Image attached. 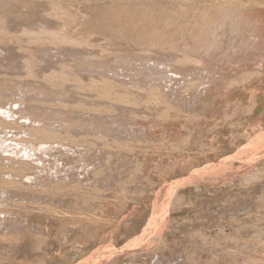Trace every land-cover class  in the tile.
Returning <instances> with one entry per match:
<instances>
[{
  "label": "rangeland",
  "instance_id": "obj_1",
  "mask_svg": "<svg viewBox=\"0 0 264 264\" xmlns=\"http://www.w3.org/2000/svg\"><path fill=\"white\" fill-rule=\"evenodd\" d=\"M48 1H50L52 5L54 1L55 3L60 2V5H63L61 7L66 8L64 14L68 13L66 16H69L70 19H72V17H70L72 10L78 6V0H76L77 2L75 0ZM79 1H82V5L91 2L90 4H94L95 6L110 2H118L119 4L126 3L125 8L143 5V7H150L162 12V8H158L161 7L160 5H162V3H179L173 0ZM259 1L260 3H258L260 5L262 4V7L259 6L258 3V6L252 5L251 7H243L238 4L236 6L228 5L234 12L232 13L229 7H226V9L228 8L230 10V14L232 13L231 18L234 16L236 17L234 19L237 20V23L241 22L239 25L237 24L238 27L237 25H231L229 27V29L237 27L234 29L235 34L232 29H228V31L227 29H223L221 31L220 28H217L219 30H216L220 31L219 33L216 32L218 37L215 31L212 33L216 36H214V34L212 36L210 35L211 41L228 43L229 45H231L230 43L232 42L234 43H232L233 46H227L228 44H225V46L222 44L220 46L222 49L217 50L219 55L221 53L227 54L232 60V64L239 63L237 58L239 54L238 49L244 48L242 47L243 44L240 42L244 43L245 41V43L249 44V40H246L243 38V35H241V31L246 22L254 23L256 20H259L261 16L262 28L264 29V3L262 0ZM147 3L150 5H147ZM207 3L209 4L211 2L209 1ZM203 4L202 1L200 5ZM213 8H215V10L218 9L215 6H213ZM122 9H120V11H122ZM157 10L155 11L157 12ZM65 18V22H67L68 17ZM156 18L158 20L163 19V21L167 19L165 16L158 15ZM74 19H76V24L79 23V26L75 27V24H73L74 22L69 20L75 28L70 24L69 28L67 27V31L71 37L74 35V37L77 38L78 35L74 33L77 31L78 34L80 32L84 33L85 30L81 27V23H83L82 18L74 17ZM13 27V25H8L6 28L13 29ZM3 28L4 27L1 28L0 26L1 30ZM3 31H5V28ZM3 31H1L0 34ZM235 31H239L240 33H236ZM228 32H230V35ZM231 33L234 38L231 37ZM261 33L263 35V40L261 41L262 57L260 55V58H263L262 60L264 61V30ZM69 34H67V37L70 36ZM233 34L237 36V39ZM9 36L13 37L12 35H8V37H5L4 34L0 35V48L6 50V48H4V46L6 47L7 45L6 41L9 43L14 40V43L12 42L10 44L11 46H8V50L19 55L22 54V60L20 59L19 63L20 66L26 56L31 54L34 47L38 45L31 43L30 38H27V36L26 39L25 36L21 38L23 35L18 34L14 35L13 38L10 37L11 39ZM2 37L4 39L6 38V40L2 41L4 40ZM220 37H222V40ZM223 37L225 39H223ZM7 38L9 39L7 40ZM128 38L127 36V39ZM226 38H228V41ZM15 39L18 40H16L17 43ZM232 39H235V41L240 44L238 43L237 45ZM49 40L50 38L47 39L46 45L53 46L51 45L52 43L50 44ZM27 43L31 44V47H27ZM69 43L71 44V42ZM105 43V47H112L110 46L112 44H107V41ZM57 44L55 43V47ZM68 44H65V46L70 45ZM128 44L134 45L133 41L130 39ZM20 45L22 47H20ZM32 45H34L33 48ZM63 45L64 44H59L58 46ZM165 45L169 47L167 43ZM19 47L22 49L20 50ZM27 48H29V51H24L27 50ZM25 52L26 54H24ZM206 55L209 56V52H207V54L200 52L197 55H191L197 59L198 63L193 64L194 68L201 70L200 67L206 68L205 66H208L209 57ZM257 58H259V56L251 55L246 56L245 59L240 61L244 64L242 69L254 71L255 75H250L248 80H252L256 76H264V66H251ZM26 62L27 61L20 67L17 66V72L8 69L10 70L9 73H15L9 76L13 84L12 88L15 90L14 93H12L13 96L10 93L11 91L7 92L8 95H0V98L4 100H7V98L9 99L5 101L6 103H2V105L6 106V109L0 110V118L14 125V128H21L19 131H22L19 135L14 133L18 132L17 129H12V132L8 130V134L0 133V138L6 139L4 142L0 141V156L6 159L15 158L14 154L18 152L26 159L25 161L31 162L37 166L38 162H40L38 161V157L28 159L25 152L30 151V149L27 148L25 150L26 147H24V144L19 140L20 138L37 139V137H27L26 133L28 134V132L25 130L29 125L49 127L48 124L51 123L53 125L52 128L74 130V132L86 130L88 133L86 134L87 136L81 137L82 140L85 138V141L79 140L80 135H72V137H78L76 143L81 145L78 147L79 150L73 148V151H69L68 146L64 147L59 144H53L50 150L53 154L51 158L44 156V160H47L45 162L47 165L56 166L58 164L60 168L63 167L64 169L69 166V163L75 162L78 156L80 157V155L88 153V155L86 154L88 158L92 155L90 153L93 152H97V154L101 155L100 157L102 159H100V161L96 160L97 166L95 170L91 171L92 169L90 167L89 173L86 172L83 176L81 175L80 179L72 177V179L70 178L67 180L59 178L56 181H50L45 175L37 179L33 194L36 196L37 200H39L38 209L41 214L39 217L29 216L32 205L29 208H16L11 206L9 210L12 209L9 212L6 211L8 214H3L7 217H17L19 221H22L24 224H30V221L34 223L33 221L36 220L40 227L34 224L37 229L33 230L31 227L30 230V228L25 226L20 233H9L6 239L1 237L3 234L0 228V264H6L7 262V244L12 245V247L8 246L7 249L11 251V255L14 258L16 253H20V245L30 241L31 238L37 239L39 244V264H264V124L260 122L257 125H251L254 127L244 130L241 135L242 144L233 146L231 149H224L218 145L205 144V142L202 146H190V137L184 142V144L188 146H176V144L173 145L172 143L175 142L173 139H178L177 136L174 133H167L165 131L164 124L166 123V117L171 112L173 115L175 113L173 111L174 109H178L177 107L180 108L179 111L182 109L180 104L182 103L181 105L183 106L187 103L184 97L191 98L189 100L191 102L193 101V97L195 98L200 92L204 94L205 88L208 87V83H205L207 79L204 78V76L201 78L198 77L201 80L195 77V79L187 77V79L182 80V82L188 83L190 81L189 84L181 82L176 85L171 83L172 89L168 92L172 94L175 93V97H173L174 95L171 96L168 92L162 91L163 93H157L159 96H151L152 98H150L149 95H154L156 92L147 95V91H145L144 95L141 93L143 96L140 98L139 95L141 94L136 92L137 96L134 95L132 98L131 95L130 99L134 100L135 103L138 99L141 100L137 102L138 104L131 103V106L128 105L129 107L126 104H122L121 106V103L117 104L119 102L114 100L115 103L113 106H115L113 108L119 112L111 108H109V112L108 110H104L108 108L104 107V109H101L100 103L104 104L106 100L99 97V95H90V98L84 102L90 103L89 106L100 104L98 109L102 111L100 112V110H97L96 112V110L91 108L92 106H90L89 111L87 110L89 108H86L89 106H86V109L82 107V109L73 107L75 103L83 101V98L80 96L81 90L77 91L76 84L70 83V85L67 83L61 85L59 83H52L54 84L52 85L47 82H45L47 84H44L43 77L41 76L46 73L45 67L43 68L37 63V65L35 63L32 65V63L27 64ZM31 66H34V68ZM31 69L33 70L31 71ZM29 72H33L32 74L39 77L38 81L40 84L37 85L32 80H28L26 82L28 84L24 83L25 80L29 79ZM190 79H192V81ZM193 81L196 83L198 82V85L192 83ZM173 85H176V89L173 88ZM180 85L182 86L179 87ZM206 85L207 87H205ZM242 85L248 87L253 85V82L245 81ZM15 86L21 87L23 91L26 92L16 95L15 92H17V88ZM56 86H58V89ZM187 86L188 88L186 89ZM261 86L264 87V83ZM152 87H154V84ZM177 88L179 89L177 90ZM29 89H32V91H29ZM180 89L182 90L179 91ZM55 90L64 93L68 90V93H66L67 95H53L59 93L57 91L55 92ZM164 93L166 94L165 96ZM181 95L184 96V99L180 97ZM68 97H70L69 99L73 98V100L69 103L71 104L70 108L65 110L66 113L54 114V111H52L50 107L59 103L58 101L62 100V98ZM153 97L163 98V101L161 100L162 102L160 103V99L157 98L155 102ZM130 99L127 102L128 104L129 101H131ZM181 99L183 102L179 101ZM177 100L180 103H178ZM9 101L10 103H8ZM93 101L96 102L94 103ZM167 104L170 105V108L166 106ZM174 104L178 105L175 107ZM125 106L127 107V111ZM56 109H60V107ZM133 110L137 111L138 116L136 113H133ZM29 112L34 118L32 123L25 119V115ZM121 112L125 114L124 117ZM8 113L12 116L8 115ZM49 114L51 116H46ZM109 114L112 117L114 116V120L117 118L118 124L121 125L122 128L125 126V129L129 126L126 120H129V118L136 119L140 114V116L145 115L144 119L146 121H144V123L147 122L146 127L153 130L151 132H144L138 129L135 130L142 134V137L139 136L140 138H138L140 142H138L139 144L137 143L136 147L135 142L137 141H132L134 139L129 140L131 143L133 142L132 144L130 142H125L128 140H121L117 143H115V141L113 143V140H111L110 143L108 142L111 147L109 146L107 150L105 148L107 146H105L104 142H101V140L99 142L96 140L95 142V140L92 139L98 138L88 135L90 130L100 124V122L91 123L89 121L98 120L102 122L104 120L98 117L108 118ZM118 114H120V116ZM131 114H133V116ZM61 118H65V120H60ZM123 119L125 120L123 121ZM144 119H140L141 121H137L136 119L134 123L135 126L133 127L138 128V125H140L139 122L141 123ZM119 122L124 123L120 124ZM146 141L150 143L147 144ZM64 143H67V140H64ZM27 147L35 148L36 146L29 144ZM81 147L83 148L81 149ZM66 151L72 153H68V156L65 155ZM75 151H77V153H75ZM56 160L58 162H56ZM101 160H104L103 164ZM5 163L8 165L13 164L11 160H6ZM51 163H55L56 165ZM15 166H17V164ZM69 167L64 170H68ZM81 170L82 169L79 171L81 172ZM34 171L37 172L38 169ZM95 171L98 173H95ZM77 180L78 182H75ZM185 180L186 182H184ZM182 182H184V185ZM178 185H181V188H179ZM176 186L177 189H175ZM172 188L176 190V193ZM47 193L50 200H46L48 197L45 196V194L47 195ZM167 193H173V195H167ZM171 196L172 198H169ZM158 201L160 202L158 203ZM64 212L67 213L68 216L60 215V213L63 214ZM80 213L85 214V216H80ZM156 215L159 217H156ZM153 216L156 218L153 219ZM152 225L155 226L153 227ZM161 232H163L162 236L160 235Z\"/></svg>",
  "mask_w": 264,
  "mask_h": 264
},
{
  "label": "bare ground",
  "instance_id": "obj_2",
  "mask_svg": "<svg viewBox=\"0 0 264 264\" xmlns=\"http://www.w3.org/2000/svg\"><path fill=\"white\" fill-rule=\"evenodd\" d=\"M22 1L32 2L30 4H34V3L38 4V3H44L45 0H0V26H1V28L2 27L5 28V31H3L4 28L2 30L0 29V32L3 31L1 34H4L5 37L6 36L8 37V35H12L13 37H14V35H17V34L18 35H23L21 38H24V36H25V39H26V36H27V38L28 37L30 38L31 43H34V44L38 45V46L35 45L36 47H34V45H32V48L34 47V50L32 51L31 54H29L27 52L29 55H27L26 58L24 59V61L21 62V63L23 64L25 61H27L26 62L27 64L28 63H32V65H33V63H35V64L37 63L40 66H42L43 68L45 67L46 73H45V75L42 74V76H41V77H43L44 84H47V83H51V84L52 83H54V84L55 83H59L61 85L67 84V83L76 84L77 91L81 90V92H80L81 94L80 93L79 94L83 98V101L75 103L73 105V107L80 108V109L83 108L84 109L86 106H89V104H90V103L84 102L85 100L90 98V95H99V97L104 98L106 100V101H104L105 102L104 104L100 103L101 107H102V108L101 107L100 108L101 109H104V107L108 108V109H104L106 111L108 110V112L110 111L109 108H111L112 110L115 109V108H113L115 106V105L113 106V104L115 103L114 100L119 102V103L116 102L117 104L121 103L120 104L121 106H122V104H126L128 106L131 103L132 104L135 103L134 100H132L130 98H131V95H132V98H133L134 95L137 96L136 92H139L140 94L142 93L143 95L145 94V91H147V93H146L147 95H149L150 93L152 94L153 92H156V93H154V95L153 94L149 95L150 98H152L151 96H157V95L159 96V94H157L158 92L171 91V89H172L171 83L177 85L178 83H181L182 80L187 79V77L188 78L189 77L192 78L193 73L191 72V70H192L191 68H194V66H193L194 63L195 64H198V63H197V59L195 57L191 56V55L199 54L202 51V49L208 50V51L204 52V53L207 54V52L212 50V48L214 49V45H216V44L218 45V42L216 43L213 40H212L213 43H216V44H212V46H213L212 48H211V45H209L210 44L209 42L211 41L210 38L214 34L212 32L213 31H215V33L216 32H218V33L220 32V31H217V30H219L217 28H220L221 31L223 29L224 30L227 29V31H228V29H229V27L231 25L235 26V25H237V24L239 25L241 23V22L237 23V20L234 19L236 17L233 16L231 18V16H232L231 14L234 13V12L232 11L233 9L231 7H229L228 5L236 6L238 4V5L243 6V7H246V6L251 7L252 5H257L258 2L260 3L259 0H173V1L179 2V3L178 4L162 3V5H160L161 7H158V8H162L163 12L162 11H158L157 9L150 8V7H146V6L143 7V5H139V6H135V7H128V8L126 7L125 9L123 8V10L119 12V15L117 13L118 16H116L117 19L115 18L116 19V24L115 25H117V23L119 25L117 26L116 29H114V26L111 28L110 24L108 25V26H110L109 28L102 29L101 26H102L103 21L99 22V23H101V26H100L99 24H97V22L96 23L94 22L95 24L94 23L93 24H89V22L92 23V21L90 20L88 22V24H87L88 31L84 32V33L80 32L78 34L77 33L78 29H77L76 30L77 32L76 33L73 32V33L77 34L79 37L76 35L77 38H75L74 35H72L73 37H71V35L67 31V27L69 28V26L71 24V26L73 28H75L76 26L74 27L72 25V23H70V22L72 21V22H74L73 24H76L77 23V22H75L76 19H74L73 14H72V16H70V17H72V19H70L69 16H66L68 13L64 14V12L66 11L65 10L66 8L61 7L63 5H61V6L58 5V3L60 4V2H58V3L56 2V4L58 5V6L57 5L55 6V7H57V8H55L56 11L54 10V6H53V8H52L53 10L51 9L52 10L51 12H50V9L48 8V10H49L48 12L47 11L46 12L43 11L44 13L43 12H41V13L37 12L40 15H37V14L36 15L35 14L29 15V17H31V16L32 17H37L38 16L37 18L41 19V20H39V23L37 21L39 26L36 23L38 29H34L33 28V27L36 28V26H34V24H35L34 22H33L34 24L32 23L33 27L32 26H30V27H21L22 29H20V30L18 29V31L16 29H15L16 30L15 31L14 28H13V30H9L10 28H6V27H8L7 15H5L6 14V10L8 8H10L9 11L11 9H13V11H14V9L18 8V4H21ZM46 1L50 2L48 0H46ZM90 1H92V0H90ZM202 1L204 3L203 4L204 6L200 5V3ZM209 1L211 3L208 4L207 2H209ZM262 1L264 3V0H262ZM29 2H28V4H29ZM24 3H22V4H24ZM148 3H150V2H148ZM148 3H147V5H150ZM22 4H21V6H22ZM42 5H45V4H42ZM261 5L259 4V6H261ZM25 6L28 7L27 5H25ZM213 6L217 7L218 9L215 10V8H213ZM227 6L229 7V9L230 8L232 9V10L230 9L232 11L231 14H230V10L228 8L226 9ZM91 7H93V5H91ZM107 7L109 8L108 5H107ZM154 7H155V5H154ZM32 8H34V11H35V8L37 9V7H35V6L32 7ZM40 8H38V9H40ZM94 8H90V9H94ZM113 8H111V10H113ZM22 9H21V11H22ZM237 9H239V8H237ZM95 10H97V9H95ZM116 10L118 12L117 7H116ZM155 10H157V12ZM19 11H20V9H19ZM25 11H27L26 8H25ZM88 11H90V10H88ZM14 12H16V11H14ZM114 12H113V14H114ZM28 13H27V15H28ZM94 14L96 16V13H94ZM113 14H111V15L114 16L115 14L114 15ZM97 15H98V13H97ZM157 15L158 16H165L167 19L164 20V21H163V19L158 20L156 18ZM83 16H84V14H83ZM87 16H88V14L87 15L85 14L84 17L87 18ZM65 17H68V21L66 20L67 22H65V19H66ZM79 17L81 18V16H79ZM97 17L100 18V15L97 16ZM107 17H109V16L107 15L106 18ZM114 17L111 18V19H114ZM91 18H92V16L90 17V19ZM96 18L94 19V17H93L92 19L96 20ZM101 18H103L102 15H101ZM255 18H256V16H255ZM24 19H26V22H29V23H30V21H32L31 18H27L26 17ZM107 19H106V21H107ZM16 20H18V18ZM33 20H34V18H33ZM51 20L59 21L58 23H61V24L58 27H60V28H56L55 27L56 29L55 28L53 29L52 26H50V21ZM69 20H71V21L69 22ZM238 20H239V18H238ZM261 20H262V18H261ZM12 21H14V20H12ZM107 22H109V21H107ZM113 22H114V20H113ZM113 22L111 21V25H114V24H112ZM257 23H258V20H257ZM103 24H105V23H103ZM253 24L255 25V23H253ZM105 25H104V27H106ZM238 25H237V27H238ZM249 26L253 27L252 23ZM77 27H78V25H77ZM237 27H233V28L236 29ZM247 27H245V28H247ZM106 29H108V30H106ZM230 29H232V28H230ZM234 29H232L233 33H234ZM249 29H250V27H249ZM249 29L247 30V32H249ZM238 30H239V28H238ZM232 31H230V32H232ZM256 31L259 32L258 29ZM230 32H228V34ZM238 32H236V33H238ZM243 32H246L245 29H244ZM67 34L70 35L69 36L70 38L67 37L68 36ZM226 34H227V32H226ZM216 35H217V33H216ZM216 35L214 34V36H216ZM247 35H249V34H246V36ZM127 36L129 37L128 39H127ZM234 36L237 39V36L236 35H234ZM250 36H253V35H250ZM250 36H249V38H251ZM258 36H260V35H258ZM258 36H257V38H258ZM10 37L11 36H9V38ZM13 37H11V38H13ZM217 37H218V35H217ZM226 37H227V35H226ZM231 37H232V33H231ZM231 37H229V38H231ZM254 37H255V40H256V36L255 35H254ZM254 37H253V39H254ZM9 38H7V40ZM46 38L47 39L50 38V40L52 39L51 41L49 40V42H50V44L52 43L51 45H53V46L46 45V42H47ZM232 38H234V37H232ZM0 39H1V37H0ZM129 39L133 41L134 45L133 44H128ZM209 39H210V41H209ZM214 39H217V38H214ZM220 39L222 40V37H220ZM223 39H225V38L223 37ZM227 39L228 38H226V40ZM5 40H6V38L4 40H2V41H5ZM16 40L17 39H15V41ZM13 41H11L9 43H7V41H6L7 45H6V47L4 46V48H6V50L0 48V95H8L7 94L8 91H11L10 92L11 95H12V93H14L15 90H13L14 88H12L13 84H12V81L10 80L11 78L9 76L10 75H14L15 73L14 74L9 73L10 70H8V69H11L12 71H14V72L16 71L17 72L18 71L17 70L18 69L17 66L20 67L22 65V64H20V66H19L20 59L22 60V58H21L22 54L19 55V54L13 53L12 51L8 50L9 49L8 46ZM17 41H16V43H17ZM68 41L71 42V44ZM104 41L105 42L107 41V44H109V45L112 44V45H110L112 47L111 48L105 47L104 46V43H105ZM212 41H211V43H212ZM233 41H235V39ZM27 42H29V41H27ZM235 42L237 43V41H235ZM252 42L253 43H251V44H254V40ZM22 43H24V42H22ZM55 43L56 44L58 43L57 46L59 44L60 45L64 44V45L55 47ZM166 43H167V45L169 47H167L165 45ZM232 43H230V44L233 46L234 43L233 44ZM238 43H237V45H238ZM240 43L243 44L242 47H244V46H246L248 44V43H245V41H244V43H242V42H240ZM65 44H68L69 46H65ZM221 44H223V42ZM12 45H15V44H12ZM28 46L31 47V44L27 43V47ZM207 46H210L211 49L210 50L207 49V48H209ZM20 47H22V46L20 45ZM20 47H19V49L21 50L22 48H20ZM218 47H220V46H218ZM236 47H238V46H236ZM239 49H241V48H239ZM244 49H245V47H244ZM246 49H248V48H246ZM215 50H216V47H215ZM24 51H29V48H27V50H24ZM239 51H238V53L241 55L243 53V50H239ZM22 53H23V51H22ZM215 53L217 54V52H215ZM24 54H26V52ZM214 54H212V56L215 57L216 54L215 55ZM206 56H208V55H206ZM23 58H24V55H23ZM201 66H203V65H201ZM32 68H34V66ZM204 69L205 68L203 67V70ZM32 70L33 69H31V71ZM198 70H200V69H198ZM203 70L202 71L200 70V71L203 72ZM196 72H198V71L196 70ZM204 72H207V71H204ZM29 73H28L29 79L25 80L24 83L28 84L26 82L28 80H32L37 85L40 84L39 81H38L39 77L34 75V74H32L33 72H31L30 74ZM205 74L206 73H204V75ZM207 74H208V72H207ZM196 76H197V74H196ZM202 76L203 75H201V77ZM195 78H193V79H195ZM197 78H198V76H197ZM200 78H198V79H200ZM190 80L192 81V79H190ZM43 81H42V83H43ZM186 81H189V80H186ZM194 81L192 83H195V84L198 83V82L196 83ZM45 82H47V83H45ZM152 83L154 84V87H152L153 86ZM182 83H188V82H182ZM189 83H190V81H189ZM54 84H52V85H54ZM212 84H213V82L211 83V85ZM41 85H43V84H41ZM150 85H152V86H150ZM182 85H180L179 87H181ZM175 86L173 85L174 89H176ZM15 87L17 88V92H15L16 95H20L21 93L23 94L24 92H26V91H23V89L21 87H17V86H15ZM57 87L58 86H56V88ZM205 87H207V85ZM187 88H188V86L186 87V89ZM61 89H63V88H61ZM74 89H75V87H74ZM178 89L179 88H177V90ZM181 90L182 89H180L179 91H181ZM201 90H204V89H201ZM206 90L208 91V89L205 88L204 94H206ZM29 91H32V89H29ZM56 91L57 90H55V92ZM67 91L68 90H66V93H68ZM57 92H59V91H57ZM174 92H176V91H174ZM66 93L61 91V92L55 93L53 95H67ZM168 93H170V92H168ZM142 94L139 95L140 98H142V96H143ZM170 94H171V96H173L175 93L174 94L170 93ZM200 94L195 97L196 99H194V97H193V100H195V101H197L198 99L200 100L201 96H202L203 100L207 99V98H205L207 96H205L201 92H200ZM165 95L166 94L164 93V96ZM173 97H175V95ZM180 97H182V95ZM69 98L70 97L62 98V100L58 101L59 103H56L55 105H52L50 107V108H52V111H54V114L55 113H58V114H65L66 113L65 110L70 108L71 104H69V103L73 100V98L72 99H69ZM157 98H154V101ZM98 99H95V100H98ZM104 99H102V100H104ZM129 99L131 101H129V104H128L127 102H128ZM145 99H149V98H145ZM145 99H143V100L146 101ZM158 99H160V98H158ZM162 99L163 98H161L159 100L160 103L163 101ZM7 100H9V99L7 98ZM7 100H4L3 98H0V103H1L0 104V110L1 111L6 109V106L2 105V103L7 101ZM102 100H100V101H102ZM140 100L141 99H138L137 102L140 101ZM179 101H182V100H179ZM179 101H178V103H180ZM185 101H187V100L185 99ZM202 101H199V102H202ZM17 102H18V100H17ZM141 102H143V101H141ZM8 103H10V101ZM100 104H94L93 105L94 107L92 105H90V106H92L91 108L93 110H96V112H97V110L98 111L100 110V109H98V106H100ZM181 104H180V106H182ZM177 105H175V107ZM191 105L195 106L193 104H191ZM90 106L86 107V108H89V109H87L88 111L90 110ZM166 106H168L170 108L169 104H167ZM185 106L188 107V105H185ZM58 107H60V109H56ZM94 108H96V109H94ZM116 108H117V106H116ZM177 108H179V107H177ZM139 109H137V110H139ZM101 111L102 110H100V112ZM115 111H116V109H115ZM126 111H127V107H126ZM90 112H89V114H90ZM92 112H94V111H92ZM116 112H119V111H116ZM121 114H123V112H121ZM137 114L138 113H136V115ZM8 115H11V114L8 113ZM118 115L120 116V114H118ZM124 115L125 114H123V117H124ZM131 115L133 116V114H131ZM170 115H172V114H170ZM43 116H45V115H43ZM46 116H51V115L49 114V115H46ZM158 116H160V115H158ZM113 117L110 116V114H109L108 118L107 117H101V116L98 117V118L104 120L102 122L98 121V120L97 121H95V120L94 121H89L91 123L100 122V124L98 126L94 127L92 130H90L88 136L91 135V136H94L95 138L99 139V140L98 139H92V140H95V142H96V140L98 142L100 140H101V142H104L105 146H107V147H105L107 150L109 149L108 147L110 146L108 144V142L110 143L111 140H113V143H114V141H115V143H117L118 141H121V140H124V141L128 140V141H125V142H130L131 143V141H129V140L134 139L132 141H134V142L137 141V142H135L136 143L135 147H136L137 143L140 142V141H138L139 140L138 138L142 137L141 132H136L135 130H132V127H133L134 124L132 125L131 128H129L130 125L127 126L128 128H126V129H125V126L122 125L123 126V128H122L121 125L118 124L117 118H115L116 120H114ZM140 117H142V116H140ZM172 117L173 116H171V118ZM190 117H192V116H190ZM168 118H169V116H168ZM25 119L28 122H31V123L34 120V118L32 117V114H30V112L25 115ZM140 119H142V118H140ZM140 119H139V121H141ZM148 119H149V117H148ZM162 119H163V117H162ZM60 120L64 121L65 118H61ZM120 120H121V118H120ZM124 120L125 119H123V121ZM137 120H138V117H137ZM177 120H178V118H177ZM128 122L130 123V121H128ZM131 122H134L133 119H132ZM130 124H132V123H130ZM48 125H49V127H38V125L37 126L29 125L28 128H26V130H25L26 132H28V134L26 133L27 137H31V136L32 137H37V139L36 140H32V139H29V138L28 139L27 138H22V139L20 138V140H19L20 142H22L24 144V147H26L25 150L27 148L30 149V151L25 152V155H26V157L28 159H32L33 157H38V161H40L41 163L36 160L38 162L37 166L32 164L31 162L25 161L26 159L23 158V156H21L20 153H18V152H15V154H14V157L16 159L15 158L6 159V158H3V157L0 156V163L2 162L0 164V228H1V231H2V234H3L1 237H3L4 239H6L8 237L9 233H20L21 230L23 231L25 226L30 228L28 223L24 224L22 221L20 222L17 217H13V218L11 216L7 217V216H5L3 214H8L7 212H9L12 209L11 208L9 210V208L11 206L12 207H16V208H18V207L19 208L20 207H22V208L28 207L29 208L32 205L31 209H30V213H31V211H34V210L36 211L39 208V203H37V198L33 194V191H35V184H36L37 179L43 177L44 175L47 176V178H49L50 181H56L59 178H62L63 180H67V179H70V178L72 179V177H74V178L76 177V179H80L81 175L83 176V174H85L86 172L89 173L90 167L92 169L91 171L95 170L96 166H97L96 160L100 161V159H102L100 157L101 155L97 154V152H93V153L89 152L92 155L90 157H88V158H87L88 153L82 154V155H80V157L78 156L79 158L77 156H75V157H77V160L75 162L69 163L70 167L67 166V167H69L68 170H64V169H67V167L63 169V167L60 168L58 166V164L56 165L55 163H51V164H55L56 166H54V165L50 166L49 164H48L49 165L48 166L45 163L47 160L46 161L44 160L45 159L44 156H48L49 158H51V156L53 154H52V152H50V150L52 149L51 146H53V144H57V145L59 144V145L64 146V147L68 146L69 151H73L72 150L73 148L74 149H76V148L78 149V147L81 146V145H78L76 143L78 137H72V135H75V134L80 135V139L79 140H82L81 137L87 136L86 134L88 133V131H86V130H80V131H75L74 132V130L52 128L53 125L51 123L48 124ZM13 126L14 125L6 122L5 119L3 120V119L0 118V133L8 134V130L11 131L12 129H17L18 130V132H14L17 135H19L20 132L22 133V131H19V129H21V128H14ZM138 126H140V125H138ZM171 126L173 127V125H171ZM140 127H142V126H140ZM165 128H167V127L165 126ZM177 129H178V127H177ZM177 129H176V131H177ZM151 130H153V129H151ZM151 130H150V132H151ZM165 130H167V129H165ZM172 133H174V132H172ZM60 134H62V135H60ZM84 139L85 138H83L82 141H85ZM184 139H186V138H184ZM5 140H6L5 138H0L1 142H4ZM64 140H67V143H64ZM173 141H175V139H173ZM178 141H180V140H178ZM148 143H150V142L148 141L147 144ZM29 144L35 145L36 147L35 148L27 147V146H29ZM172 144L174 145L175 142H173ZM75 145H77V146H75ZM82 148L83 147H81V149ZM110 149H112V148H110ZM59 151H61V150H59ZM69 151H66L65 155L69 156V154L72 153V152L69 153ZM77 151H75V153H77ZM87 151H88V149H87ZM54 152H56V151H54ZM58 153H60V152H58ZM79 154H80V152H79ZM61 155H62V152H61ZM260 157H261V155H260ZM6 160H11V162H13V164L12 165L9 164L10 165L9 166L8 164L5 163ZM103 161L101 160L102 164L104 163ZM33 162H35V161H33ZM56 162H58V161L56 160ZM16 164H17V166H15ZM64 166H66V165H64ZM36 169H38L37 172L34 171ZM80 169H82L81 172L79 171ZM100 169H101V167H100ZM95 173H98V172L95 171ZM93 174H94V172H93ZM200 176H202V175H200ZM75 182H78V180L75 181ZM184 182H186V180ZM184 182H182L183 185H184ZM190 184H192V183H190ZM180 186H179V188H181ZM185 186H187V185H185ZM174 187H175V185H174ZM175 189H177V186H176ZM170 191H171V189H170ZM173 191H175V193H176V190L173 189ZM168 194L169 195H173V193H167V195ZM45 196L48 197L49 196L48 193H47V195L45 194ZM169 198H172V196L169 197ZM48 199L50 200L49 197L46 198V200H48ZM167 201H166V203H167ZM159 202L160 201H158V203ZM172 204L174 205L173 202H172ZM168 206H169V204H168ZM167 210H168V208H167ZM164 213H165V211H164ZM60 215H65L66 216L67 213H65V212L63 214L60 213ZM157 216L158 215H156V217ZM156 217L153 216V219L156 218ZM166 217H167V215H166ZM162 219H163V217H162ZM169 222H171V221H169ZM3 231H4V233H3ZM160 235L162 236L163 232H161ZM148 239H149V237H148ZM148 239H146V240H148Z\"/></svg>",
  "mask_w": 264,
  "mask_h": 264
},
{
  "label": "crops",
  "instance_id": "obj_3",
  "mask_svg": "<svg viewBox=\"0 0 264 264\" xmlns=\"http://www.w3.org/2000/svg\"><path fill=\"white\" fill-rule=\"evenodd\" d=\"M24 2L25 1H22L21 4ZM28 2L26 1L24 3L28 7H26L24 4H22L23 7L21 6V4H18V8L14 9V11H16L17 13L14 12L13 9H11L10 11H9L10 8H8V9L6 8L8 11L5 9L6 10L5 15H7V23H8V25H13L14 30L16 28V30L18 31V29L19 30L22 29L21 27H30V26L33 27L34 23H35L34 26H36V28L35 27H33V28L38 29L37 24L39 23V20H41V19L37 18L38 16L37 17H32V16L29 17V15H33V14L40 15L37 12H39V13H41L43 11L48 12L49 11L48 8L50 9V12H51L53 10L52 9L53 6H54L55 11H56L55 8H57V7H55L57 5L55 2H53L54 5H51V3L47 2L46 0L44 1V3H38V4L37 3L30 4L32 2H29V4H28ZM81 2L82 1L79 2V0H78V4L80 3L79 4L80 6L79 5H78L79 7L76 6V8H74L72 10L70 15L72 16V14H73V16L76 18H80L79 16H81L82 20H84L81 27L84 28L85 32L88 31L87 24L90 20L92 21V23L89 22V24H93L94 22L95 23L97 22V24H99L100 26H101V23H99V22L103 21V23H105V24L107 23L106 25L102 23V26H101L102 29L109 28L110 26H111V28L114 26V29H116L117 26L119 25L118 23H117V25H115L116 19H117L116 16L119 15L120 9L125 8L124 3L119 4L118 2H110V3L100 4L98 6L91 4V5H93V7H91L90 3H88V4L86 3V4L82 5ZM42 4H45V5H42ZM33 5L35 7H37V9L35 8V11H34V8H32V7H34ZM58 5H60V4H58ZM107 5L109 6V8L107 7ZM115 6L117 7L118 12H117ZM24 7L26 8L27 11H25ZM38 8H40V9H38ZM90 8H94V9H90ZM111 8H113V10H111ZM19 9H20V11H19ZM21 9H22V11H21ZM87 9L90 11H88ZM95 9H97V10H95ZM113 12L115 15L113 14ZM27 13H28V15H27ZM82 13L84 14V16H85V14L86 15L88 14V16H87L88 19L86 17H84ZM94 13H96V16ZM97 13H98V15H97ZM117 13H118V15H117ZM111 14H113L115 17L112 16ZM99 15H100V18L97 17ZM101 15L103 18H101ZM105 15L106 16L108 15L110 18L107 17L108 18L107 19ZM91 16H92V18L94 17V19L97 17L96 20H94L92 18L90 19ZM26 17L31 18L32 21H30V23L26 22V19H24ZM113 17H114V19H111ZM17 18H18V20H16ZM33 18H34V20H33ZM106 19L109 22H107ZM259 19L261 20V16L259 17ZM12 20H14V21H12ZM55 20L50 21V26H52L53 29L55 27L60 28L58 26H60L61 23H58L59 21H55ZM113 20H114V22H113ZM260 20H258V23L256 20L254 22L255 25L252 23L253 27L249 26V25H251V23H246L242 29L241 35H243V38H245L246 40L250 39L249 40L250 43L248 44V47L244 46L245 49L244 48L238 49V51L243 50V53L241 55L238 54V57H237L239 60L238 61L239 63L232 64V62H231L232 60L225 53L224 54L221 53L220 55L218 53L216 54L215 52H217V50L222 49V47H218V46H221L222 44L220 42H218V45H217L216 44L217 42L213 43V41H212V43H211V41H210L209 45H211V48L213 47L212 44H216V45H214V49L212 48V50H210L211 49L210 46H207L209 48L206 47L207 49L210 50L209 51V63H208V66H206V68L208 70L206 68L203 70V67H201V71L203 70V72H201V71L199 72L198 68H191L190 67L194 71L193 72L191 70V72L193 73L192 79L194 77L197 78V76L201 77V75H203L204 78L208 79L205 81V83H208V87H207L208 91H207V95H205V96H207V97H205L207 99L203 100V98L201 96L200 100L199 99L197 101L193 100L195 103L193 101L191 103L187 102L183 106H181L182 109L180 111L178 108V109L173 111V112H175L174 115H170L171 114L170 113L168 115L169 118L167 116V119L169 121L166 119V123L164 124V126L167 127V128H165L167 130H165V131H167V133L174 132V134L177 136L178 139H175L176 146L177 145H179L180 147L188 146L187 144H184V142L186 141V139L188 137H190V144H189L190 146H194V147L202 146V145H204V142H205V144L218 145V146L223 147L224 149H231V147H233V146H239L242 144L241 135L243 134L244 130L252 128L254 126H251V125H257L260 122H261V124H264V87L261 86L264 83V76L260 75V76L254 77V79H252V80H248V77L250 75H252V76L255 75L254 71L252 72V71H246L245 69H242V67H244V64H242V62H240L241 60L245 59L246 56H251V55L256 56L257 55V56H259V58L255 59L254 63L251 64V66H257V67L258 66H264L263 65L264 61L262 60L263 58H260V55L262 57L261 41L263 40V36L261 35L262 34L261 33L262 32L261 31L262 30V24H261L262 20L261 21ZM37 21H38V23H37ZM111 21L113 22L112 24H114V25H111ZM109 24H110V26H108ZM77 25L75 24V26H77ZM104 25L106 27H104ZM38 26H39V24H38ZM245 27H247V28H245ZM249 27H250V29H249ZM244 29L246 32H243ZM248 29H249V32H247ZM257 29L259 32L256 31ZM9 30H13V29L10 28ZM106 30H108V29H106ZM246 34H249V35L246 36ZM250 35H253V36H250ZM254 35L256 36V40H255ZM258 35H260V36H258ZM249 36L251 38H249ZM257 36H258V38H257ZM253 37H254V39H253ZM253 40H254V44H251V43H253L252 42ZM225 44L226 43H223V45H225ZM227 46H231V45L228 44ZM215 47H216V50H215ZM246 47L248 49H246ZM232 48H234V47H232ZM206 51H208V50L202 49L201 52H206ZM212 54H214L215 57L212 56ZM196 70L200 74L198 72H196ZM204 71H207L208 74H207V72H204ZM195 73L197 74V76ZM202 73H206L205 74L206 76ZM251 73H253V74H251ZM245 81H249V82L251 81V82H253V85L248 86V87L245 85H242V83H244ZM212 82H213V84L211 85ZM183 97L184 96H182V98ZM184 98L187 99V101H189V99H191L189 97H187V98L184 97ZM194 99H196V98H194ZM199 101H202V102H199ZM191 104H193V105L196 104V105L192 106ZM185 105H188V107ZM133 113H137V111L134 110ZM171 116H173V117L171 118ZM190 116H192V117H190ZM139 117H138L137 121H139L140 118H142V119L145 118L144 116H142L140 118ZM177 118H178V120H177ZM136 119L133 118L134 122H131L132 119L126 120L127 125H130V127H132V125L135 123ZM128 121H130V123H132V124H130ZM144 121H146V120H142L141 123L139 122L140 126H142V127H140V126L138 128L132 127V130L138 129V130H141L144 132L150 131L151 130L150 128L145 127L146 123H144ZM169 123L171 125H173L174 128ZM133 126H135V125H133ZM177 127H178V129H177ZM176 129H177V131H176ZM184 138H186V139H184ZM178 140H180V141H178ZM177 141L180 143H178ZM37 203H39V200H37ZM40 215H41L40 211H39V209H37L36 211L35 210L31 211L29 216L30 217L31 216L39 217ZM79 215L82 217L85 216V214H81V213ZM33 222L34 223H32L30 221V224H29L30 230H31V227L33 228V230L37 229L36 226L40 227V226H38V221L34 220ZM7 245L9 247H12V245H9V244H7ZM8 246H7V248H8ZM7 248H6V254L8 256H7L6 264H39V251L40 250H39V244H38L37 239L31 238L30 241H27L26 243H22L20 245V250H19L20 253H16V256L14 258L11 255V251H9V249H7Z\"/></svg>",
  "mask_w": 264,
  "mask_h": 264
}]
</instances>
